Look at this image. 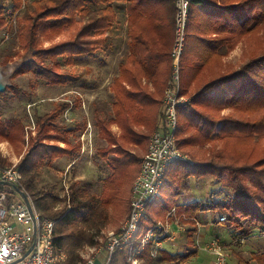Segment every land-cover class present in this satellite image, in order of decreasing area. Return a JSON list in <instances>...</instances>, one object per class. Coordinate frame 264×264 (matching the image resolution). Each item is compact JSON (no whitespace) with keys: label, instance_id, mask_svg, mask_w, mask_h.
<instances>
[{"label":"trees","instance_id":"trees-1","mask_svg":"<svg viewBox=\"0 0 264 264\" xmlns=\"http://www.w3.org/2000/svg\"><path fill=\"white\" fill-rule=\"evenodd\" d=\"M92 1L103 2V9L107 11L96 22L97 28L113 29L114 22L109 19L114 18L116 7L111 0ZM7 2L0 0V28L11 22L7 14L18 11L22 5V0ZM126 2V50L110 86L114 98V118L122 133L119 136L110 135L108 141L114 148L105 151L99 149L94 154L97 159L111 157L112 173L103 179V195L82 193L75 189L61 199L63 206L54 210L53 201L58 196L37 185L41 176L40 163L52 161L59 155H72L80 148V142L66 147L49 143V140L62 139L53 130L57 118L69 107L68 103L61 102L46 114H36L35 134L27 136L26 150L17 164L23 174L24 188L32 197L39 215L54 221V242L69 248L71 256L83 243L91 242V230L108 222L111 203L122 202L117 194L129 188L130 171L134 166L131 161L128 162L126 152L121 150L123 143L129 138L132 140L130 143L138 142L136 139L139 137L132 138L136 136L135 128L155 130L163 122L164 94L160 101L158 96L162 89L164 93L171 82L174 3L173 0ZM83 3V0L34 2V10L25 20L21 34L25 47L34 49L32 60L24 63L13 76L32 73L50 84L64 83V75L60 70L63 58L71 62L75 54L89 52L79 48L74 41L55 39L64 34L65 30L73 31V28H77L75 17L81 12ZM157 4L153 9V5ZM160 5L167 8L164 21L153 22L149 27V19L154 11L161 9ZM6 9L10 11L7 14ZM154 18L158 20L161 16ZM250 38L258 40L253 50L248 51V60L237 68L227 65L223 57L241 40ZM46 42L49 43L48 47L40 46ZM180 65V94L189 99L177 107L178 146L182 149V146H188L193 141L205 143L211 136L217 138L219 146L214 149L210 160L199 165L209 169L206 176L211 175L216 183L230 190L221 202H195L183 210L195 216L213 207L225 217L224 221L217 219L216 223L230 229L237 241L249 237L254 230L264 234V0H192ZM205 69L207 75L202 78L200 74L205 73ZM15 88L16 85L11 83L0 94ZM224 109L232 112L218 115ZM20 123L17 119L6 123L0 119V138L10 142L20 140L23 143L24 136L19 135L21 126L23 128ZM70 129L75 130L72 127ZM6 162L8 160L0 152V164ZM186 166L180 162L172 163L164 174L165 179H170L171 174L174 177ZM162 185L160 191L163 190ZM84 187L88 192L91 185L85 183ZM157 203L162 204L157 210H154L156 204L147 205L145 216L138 227L139 233L152 227L157 220L154 218L165 211L167 204H163V201ZM121 207L126 210L125 205ZM68 213L80 215V222L66 223L64 217ZM148 246L143 251L146 264H180L196 253L181 254ZM257 264H264V255L258 257Z\"/></svg>","mask_w":264,"mask_h":264},{"label":"rangeland","instance_id":"rangeland-1","mask_svg":"<svg viewBox=\"0 0 264 264\" xmlns=\"http://www.w3.org/2000/svg\"><path fill=\"white\" fill-rule=\"evenodd\" d=\"M35 1L22 0L21 8L13 13H8L9 10L6 9L5 13H8L7 18L11 22H9L8 26L0 28V69L15 64V68L9 75L1 77L3 80L8 81L9 85L14 83L17 87V89L15 88L17 91L9 90L5 94H0V115L5 120H8L9 117H11L10 120H19L23 125V128L21 126L19 130V135L24 136L25 140L29 134H35L36 114H46L61 102L69 104V107L57 118V125L53 133L60 136L63 140L67 139L66 144L60 142L61 145L66 147L68 144L76 145V143L80 142V148L75 150L72 155H59L52 161L45 160V162L39 164L41 176L37 181V185L42 189H48L58 196V199L53 201L54 210H56L60 209L64 204L61 199L68 192L75 189L82 191V193H93L102 196L105 191L103 179L109 177L112 173L111 157L103 156L101 159H97L94 154L99 149L105 151L106 149L114 148L108 141L109 137H111L110 135L119 136L122 133L121 127L114 118V98L110 86L126 50L128 3L126 0H111V3L116 7L114 18L109 19V21L113 20L114 22L113 29H102L97 28L96 22L102 14L107 13L103 9L105 4L103 2L97 3L92 0H83V8L75 17L78 23L77 28H73V31L65 30L64 34L58 36L55 41L61 39L67 42L74 41L79 48H85L89 53L75 54L71 62L66 61L64 57L60 69L64 75V83L50 84L38 79L32 73L13 76L14 72L24 63L32 60L34 49L25 47L24 42L21 40V34L25 20L34 10ZM7 3H9V0ZM153 6V9H155L158 4ZM102 10H104L103 13ZM166 12L167 8L165 6H161V9L157 10V12L154 11L152 18L149 19L148 26L150 27L153 22L164 21ZM155 16H161V18L156 20ZM162 35L163 37L166 36L164 32ZM257 40L258 38H250L246 41L241 40L240 42L242 43L239 44V42V45L237 44L238 46L227 55V65L237 68L247 61L248 51L253 50ZM40 46L46 48L49 43L46 42ZM162 94H164L163 89L158 96L159 101L162 98ZM30 102H32L31 105H29ZM228 112L231 113L232 111L227 109L224 111L220 110L219 114L218 112L215 113L224 115ZM215 113L213 112L212 114ZM33 127L34 133L31 132ZM71 127L75 130L70 129ZM135 130L136 136L132 138L139 137L136 139L139 143H130L131 138H129L123 143V148L121 149L126 152L125 155L128 156V162L131 161L134 166L130 171L129 188L130 186L132 187L136 177L137 165L139 169L141 157L147 150L150 135L156 129L148 131L147 128L137 127ZM140 134H143L141 138ZM62 139H56V143L49 140V143L60 145L58 142ZM16 141L20 142V140ZM13 143L15 142H11V144ZM188 146L192 147L188 149L187 146H182L180 150L188 156L189 160L175 161L187 166L183 167L180 173L174 176L176 179L174 183L172 174L170 179L169 177L168 179L164 177L163 190H159L155 200L149 203L151 206L156 204L154 210H157L162 205L158 204L157 201H163V204H167L165 211L154 219H157L155 223L160 221L171 225L170 230L174 238L166 241L163 247H156L154 244L149 246L181 254H193L196 252L181 261L185 264H212L215 261V255L209 251V242L212 239H216L228 256V264H257L258 257H263L264 255V234L254 230L249 237L237 241L234 240L230 229L224 228L220 223H216L219 216L223 214L215 211L213 207L200 211L195 216L183 210L191 207L195 202L203 204H212L215 201L221 202L230 193V190L224 185L216 183L211 175L206 176V172L209 171L207 167L199 165L205 164L204 162L210 160L214 149L219 146V140L211 136L210 140L205 143L193 141ZM25 150L26 147L23 149L22 146L18 145L15 153L18 155L21 152L24 153ZM21 158L22 156L19 161ZM18 162L8 161L3 165H12L14 163L17 165ZM85 183L91 185L88 192L84 187ZM3 187H7V185L3 184ZM129 188L117 194V196L119 195L122 198V202L115 203L113 201L111 203L108 222L102 227L91 230L92 240L90 243H83L75 249L73 256L69 253V248L57 245L65 254L64 260L59 264H84L83 256L90 251L87 250V247L100 249L104 246L107 232L109 230H118L127 217L131 195ZM122 205H125L126 210H122ZM172 206H176L178 214L195 217L200 224V230L197 227H193L191 220L180 218L177 220L178 224H176L174 218H167L166 214ZM64 221L66 223H79L80 215L68 213L64 217ZM73 259L74 261L72 262ZM140 262L141 264H146L144 252L141 254ZM127 263L124 251L114 253L111 264Z\"/></svg>","mask_w":264,"mask_h":264},{"label":"built area","instance_id":"built-area-1","mask_svg":"<svg viewBox=\"0 0 264 264\" xmlns=\"http://www.w3.org/2000/svg\"><path fill=\"white\" fill-rule=\"evenodd\" d=\"M173 2L175 29L171 48V82L164 91L162 125L150 135L147 150L139 162L127 217L118 230L107 232L102 248L87 247L90 251L83 256L84 264H111L114 253L122 251L128 262L141 264V254L150 243L163 247L166 241L174 238L171 225L160 221L144 232L138 231L147 205L159 194L168 166L175 161L189 160L178 146L176 131L177 107L189 99L180 94V62L192 0ZM22 180L23 174L16 163L0 164V264H59L65 254L54 242V221L39 215ZM176 213V208L172 207L166 216L174 218L176 224L180 218L191 220L193 227L200 230L195 217ZM218 219L221 222L225 217L219 216ZM217 241L212 239L209 242V251L215 255L212 264H228V256Z\"/></svg>","mask_w":264,"mask_h":264},{"label":"crops","instance_id":"crops-1","mask_svg":"<svg viewBox=\"0 0 264 264\" xmlns=\"http://www.w3.org/2000/svg\"><path fill=\"white\" fill-rule=\"evenodd\" d=\"M242 42H240L239 44H241ZM238 44V45H239ZM237 45V46H238ZM236 46V47H237ZM235 47V48H236ZM234 48V49H235ZM233 49V50H234ZM232 52V51H231ZM230 52V53H231ZM223 61L224 62H226L227 61V55L226 56H224L223 57ZM242 65V64H241ZM207 69H205V73H203V74H200L201 76L200 77H202V78H205L206 76L205 75H207ZM17 89V88H16ZM16 89H13V90H16ZM31 103L32 102H30L29 103V105H31ZM224 110H227V109H224ZM223 110V111H224ZM0 114H1V110H0ZM10 118L11 117H9L8 118V120H5V118L3 119L2 117H1V115H0V119L4 122V123H6L7 121H9L10 120ZM12 119H14V118H12ZM16 119V118H15ZM27 127H29V126H27ZM26 128V127H25ZM31 132H33L34 133V127L31 129ZM27 139L25 138V140H24V142L23 143H21V142H19V141H16L15 143H13V144H11V142H9L8 140H6V139H3V138H1L0 139V152L2 153V155L9 161V162H18L19 161V158L22 156V153L23 152H21V153H19L18 155L15 153V149L18 147V145H20V146H22L23 147V149L26 147V145H27ZM52 142H54V143H56L55 141H52ZM60 142H63V143H65L66 141H59L58 143L60 144V146L61 147H65V146H63V145H61V143ZM21 143V144H20ZM66 144V143H65ZM207 144H209V143H207ZM192 146H187V148L188 149H190Z\"/></svg>","mask_w":264,"mask_h":264},{"label":"bare ground","instance_id":"bare-ground-1","mask_svg":"<svg viewBox=\"0 0 264 264\" xmlns=\"http://www.w3.org/2000/svg\"><path fill=\"white\" fill-rule=\"evenodd\" d=\"M15 68V64H11L10 66H8V67H4V68H1L0 69V77L1 76H4V77H6L7 75H9L11 72H12V70ZM3 73V74H2ZM2 78V77H1ZM3 79V78H2Z\"/></svg>","mask_w":264,"mask_h":264},{"label":"water","instance_id":"water-1","mask_svg":"<svg viewBox=\"0 0 264 264\" xmlns=\"http://www.w3.org/2000/svg\"><path fill=\"white\" fill-rule=\"evenodd\" d=\"M7 85H9L8 81H5L0 77V92H3Z\"/></svg>","mask_w":264,"mask_h":264}]
</instances>
